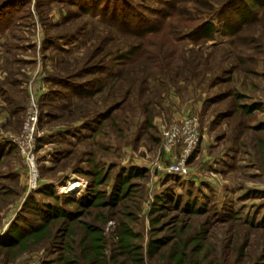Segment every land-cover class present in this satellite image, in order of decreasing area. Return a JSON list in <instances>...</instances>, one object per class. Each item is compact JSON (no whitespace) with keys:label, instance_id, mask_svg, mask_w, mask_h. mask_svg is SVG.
Instances as JSON below:
<instances>
[{"label":"rangeland","instance_id":"obj_1","mask_svg":"<svg viewBox=\"0 0 264 264\" xmlns=\"http://www.w3.org/2000/svg\"><path fill=\"white\" fill-rule=\"evenodd\" d=\"M161 1L0 0V7L9 5L0 32L12 48L5 68L21 56L48 82L41 96L14 93L24 106L7 134L20 132L34 94L45 136L39 140V188L29 187L18 146L8 147L0 161V237L15 227L28 231L41 222L38 211L59 207L41 192L48 184L72 175L93 184L97 170L104 174L97 194H105L103 205L86 207L81 194H59L62 208L78 216L51 219L52 238L17 256L0 248V264H62L61 256L86 264L81 242L87 223L100 225L106 236L100 264H133L117 248L118 220L142 233L146 264H169L178 247L186 249V264H264V128H257L264 122V3L253 6L259 17L237 37L222 29L206 38L194 32L207 17L200 8L213 10L201 7L204 0H192L187 15L165 18L126 3L159 8ZM146 18L161 28L144 29ZM230 22L240 26L241 20ZM252 104L259 107L243 110ZM187 114L200 118L204 136L189 161L190 177H181L168 170L162 132ZM132 168L143 175L130 177V196L107 204ZM167 193L172 200L158 205L156 196ZM159 237L172 241L151 258L148 244Z\"/></svg>","mask_w":264,"mask_h":264},{"label":"trees","instance_id":"obj_2","mask_svg":"<svg viewBox=\"0 0 264 264\" xmlns=\"http://www.w3.org/2000/svg\"><path fill=\"white\" fill-rule=\"evenodd\" d=\"M120 1V0H118ZM192 0H163L161 1V6L159 8H153L147 5H144L142 3L140 4H131L130 2H126L129 7L132 9H138L140 12H144L146 14H152L155 16H161V17H169L172 14L175 15H187L190 13V10L188 8V4L191 3ZM264 3V0H225L222 5H217L215 3V0H204L201 3V7L213 9L209 13H207L204 8H200V12L202 11L204 15H207L204 22L198 26L196 29L197 34L199 33L200 37H206V38H213L215 34H217L218 31L222 32V29L224 33L229 30L228 32L230 34H234L236 37L241 32V28L243 25H249L253 22L254 19L259 17V14L255 10H253L254 5L262 4ZM9 5H6L5 7H0V22L1 19L4 17L3 13H5V8ZM118 7V6H117ZM216 10L214 11V8ZM231 12H230V11ZM201 12V13H202ZM206 12V13H205ZM136 14V13H135ZM137 15V14H136ZM238 19L241 20L240 26L238 24H232L230 21ZM141 22L142 27L144 26V29L148 26L150 31L159 30L161 28V23L158 24L157 19H148L142 20ZM6 21H3L0 23V32H3L6 28L5 24ZM147 31V30H146ZM145 32V31H144ZM227 32V33H228ZM143 32H140V34ZM192 33V32H190ZM189 35V33H188ZM186 34V36H188ZM118 78V74L116 75ZM259 107L258 104H252V105H242V108L245 112H252L253 110L257 109ZM257 128L262 129L264 128V122L257 125ZM8 144L12 145L11 148L16 146L13 142H8ZM41 147V146H39ZM195 154V153H194ZM194 156V155H193ZM128 176L121 177L118 180L120 181L118 183V186L116 188L113 186V190L111 192V201L106 202L107 204L111 205H118L123 199L130 196L132 191L134 190V186L132 185L129 187L130 177L135 176H142V171H139L137 168L135 169H129ZM93 177V184H89L86 191L80 195L79 201L82 204V207H86L89 205H103L105 203L104 193L97 194L98 192V186L104 183L102 181L103 176L97 175V170L94 172ZM125 174V173H124ZM121 187V188H120ZM5 190H0V193H3ZM41 192H45L50 197H55L57 199V205L59 207H51L50 210H47V212L38 211L39 213V219L41 220L40 223L37 225L28 227V231L21 229H18L17 227L13 228L9 236L6 237H0V248L4 249L6 248L7 251H11L14 256H17L18 254L28 250L30 247H32L35 244L47 241L52 238V232L50 229V221L51 219H57L58 217L65 216L69 220L75 219L78 215H76L75 212L65 211L64 208H62V202L60 201V196L56 192L54 188V184H48L45 186ZM32 193L29 194V197H33ZM156 201L158 205H163V201H165V198H167L169 201L172 200L173 196L170 194L163 195L162 198L160 195L156 196ZM178 200V198H176ZM199 210V209H196ZM127 220L129 221H135V217L130 213L127 212L125 214ZM69 234L68 236H72V228H69ZM85 235L82 239L81 246L83 249L84 256L88 263L86 264H100L102 262V259L106 257V236L104 233L103 228L100 225L96 224H90L87 223L84 226ZM116 235L118 238L117 241V248L119 249V252L121 255L126 256V258L132 260L133 264H146L145 260V252H144V246L139 243L138 240L142 238V233L138 232L131 223L126 222L125 220H118L117 229H116ZM170 237H159L154 238L151 240L148 244L147 252L149 254V257H153L156 253H159L162 247L168 245L171 243ZM185 246V245H183ZM185 255H186V249L184 247H178L172 249V251L169 253V257L171 262L169 264H186L185 262ZM62 264H82L80 260H70L66 256H61ZM194 264H201L194 263ZM210 264V263H209Z\"/></svg>","mask_w":264,"mask_h":264},{"label":"built area","instance_id":"obj_3","mask_svg":"<svg viewBox=\"0 0 264 264\" xmlns=\"http://www.w3.org/2000/svg\"><path fill=\"white\" fill-rule=\"evenodd\" d=\"M40 102L39 97L32 94L28 102L24 121L19 133L3 134L7 141L18 146L20 154L28 165L29 187L39 188V168L37 160L39 157V140L45 136V132L40 129ZM204 133L202 131L200 118L193 114H187L183 118L176 119L172 124L166 126L162 132V151L164 156L171 159L168 170L181 177L191 175L189 161L202 141ZM80 181L81 186L73 189V182ZM87 181L78 176H70L64 183H54V188L58 194L79 195L87 189ZM112 223V221H111Z\"/></svg>","mask_w":264,"mask_h":264},{"label":"crops","instance_id":"obj_4","mask_svg":"<svg viewBox=\"0 0 264 264\" xmlns=\"http://www.w3.org/2000/svg\"><path fill=\"white\" fill-rule=\"evenodd\" d=\"M11 51L12 48L6 46L3 36H0V161L6 158L7 148L12 146L7 143L9 141L4 138L3 134H7V132L12 130L18 123L17 120L20 118L18 112L22 106H24L20 101L21 99L14 94L15 90H21L22 92L27 90L30 94L33 92L41 96L45 93L46 83H48L43 80L45 74L41 76L40 73L37 72L38 69L34 63L22 62L21 56H18L19 58H17V60H11V65H13V67L6 69L5 65L7 66V64L10 63L8 60L10 57L8 55ZM25 58H30V61L34 60V56H26ZM15 64L21 66L15 67ZM11 70L16 73L12 74ZM1 84H6L3 89ZM16 84H18L19 87L13 90V88L17 86Z\"/></svg>","mask_w":264,"mask_h":264},{"label":"bare ground","instance_id":"obj_5","mask_svg":"<svg viewBox=\"0 0 264 264\" xmlns=\"http://www.w3.org/2000/svg\"><path fill=\"white\" fill-rule=\"evenodd\" d=\"M73 184H74L73 185L74 186L73 189H76V188L81 186L80 181H74Z\"/></svg>","mask_w":264,"mask_h":264}]
</instances>
